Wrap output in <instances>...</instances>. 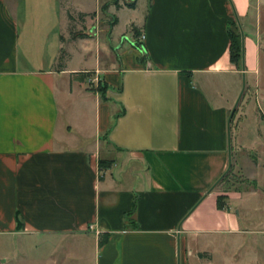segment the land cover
<instances>
[{
  "label": "crops",
  "instance_id": "obj_1",
  "mask_svg": "<svg viewBox=\"0 0 264 264\" xmlns=\"http://www.w3.org/2000/svg\"><path fill=\"white\" fill-rule=\"evenodd\" d=\"M101 4L0 0V235L32 240L36 264L202 263V240L244 232L234 204L251 191L220 180L240 147L236 107L260 67L264 1L147 0L119 47L118 16L100 34ZM73 24L90 32L74 36Z\"/></svg>",
  "mask_w": 264,
  "mask_h": 264
},
{
  "label": "rangeland",
  "instance_id": "obj_2",
  "mask_svg": "<svg viewBox=\"0 0 264 264\" xmlns=\"http://www.w3.org/2000/svg\"><path fill=\"white\" fill-rule=\"evenodd\" d=\"M133 0H119L121 6H126L119 10L114 7L113 14L108 15L104 12L100 17V34L105 37L111 35V21L114 16H118L120 21L115 28L116 47H119L122 41L129 44L133 36L130 30L131 23L140 22L143 12L147 5V0H138V7H127V2ZM135 1V0H134ZM264 1V0H263ZM261 31L264 39V7L262 9ZM72 34H78L81 31L90 32L89 27L83 29L73 24ZM95 38L91 40V50H95ZM114 47V46H113ZM76 57L75 62H78ZM250 76V75H249ZM254 82L249 77L252 87L248 88L243 94L242 99L236 107L235 125L232 128L231 135L234 143L238 142L239 148L233 157V165L226 183L222 188L233 190H249L251 192L244 195L243 200L235 202V209H239L242 217V230L244 232L238 235L219 234L212 238L202 240L201 247H204L207 256L202 263H197L193 259L192 264H264V49L260 58V67ZM247 80V79H246ZM244 79V81L246 82ZM211 237V236H210ZM28 241V242H27ZM29 239H15L5 235H0V257H8L16 252L21 254L27 251L33 259L27 264H36L40 254L32 251ZM56 250L54 251V255ZM37 255V257H36ZM20 256V255H19ZM16 257V256H15ZM57 257L51 259L46 264H58ZM16 262H21L20 258H15ZM63 264H76L72 257H66L61 260Z\"/></svg>",
  "mask_w": 264,
  "mask_h": 264
},
{
  "label": "trees",
  "instance_id": "obj_3",
  "mask_svg": "<svg viewBox=\"0 0 264 264\" xmlns=\"http://www.w3.org/2000/svg\"><path fill=\"white\" fill-rule=\"evenodd\" d=\"M102 4H101V11L104 13H107L110 5H115L116 7H120V2L119 0H101ZM127 7H131L134 8L136 5V1H132V2H127L126 3ZM118 21V18L116 16L113 17V20L111 21V26L115 25ZM74 36H76V34H73ZM83 35V34H80ZM229 35H230V58L231 61L233 63H235L237 66L241 67L242 64V59H243V36L242 33L240 31V28L238 26V24H236V22H232L230 24V28H229ZM134 47H138L140 48L141 46L138 43L134 44ZM95 91L99 92L101 97L106 100L108 99L107 97V89L108 86L102 82H99L98 85L93 88ZM107 160H101L100 161V165L102 167H105V163H107ZM231 171V170H230ZM230 171L228 173H226L222 179L220 180V183L224 184L226 183V181L228 180V176L230 174ZM225 191H229V188H225ZM227 196L226 195H219L218 196V207L220 209H224V208H228V204H227ZM18 219V229L22 228V224H21V219L19 217V214L17 216ZM108 239V234H103L100 237L99 240V244H103L107 241Z\"/></svg>",
  "mask_w": 264,
  "mask_h": 264
},
{
  "label": "built area",
  "instance_id": "obj_4",
  "mask_svg": "<svg viewBox=\"0 0 264 264\" xmlns=\"http://www.w3.org/2000/svg\"><path fill=\"white\" fill-rule=\"evenodd\" d=\"M92 82H95V80H92ZM93 228V226L92 225H90L89 227H88V229H92Z\"/></svg>",
  "mask_w": 264,
  "mask_h": 264
}]
</instances>
